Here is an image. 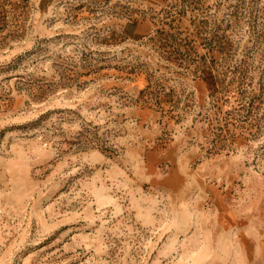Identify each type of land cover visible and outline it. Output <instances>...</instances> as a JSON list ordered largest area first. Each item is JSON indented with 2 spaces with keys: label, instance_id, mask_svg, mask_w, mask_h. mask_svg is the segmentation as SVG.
I'll list each match as a JSON object with an SVG mask.
<instances>
[{
  "label": "rangeland",
  "instance_id": "374dc122",
  "mask_svg": "<svg viewBox=\"0 0 264 264\" xmlns=\"http://www.w3.org/2000/svg\"><path fill=\"white\" fill-rule=\"evenodd\" d=\"M0 264H264V0H0Z\"/></svg>",
  "mask_w": 264,
  "mask_h": 264
},
{
  "label": "crops",
  "instance_id": "0c3cea01",
  "mask_svg": "<svg viewBox=\"0 0 264 264\" xmlns=\"http://www.w3.org/2000/svg\"><path fill=\"white\" fill-rule=\"evenodd\" d=\"M48 1L53 3V4H57L60 2H66V1H72V0H48ZM89 1H107V0H89Z\"/></svg>",
  "mask_w": 264,
  "mask_h": 264
}]
</instances>
